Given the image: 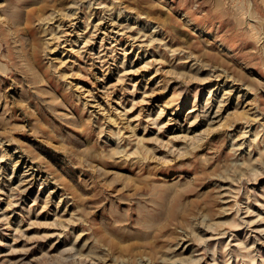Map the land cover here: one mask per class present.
Returning a JSON list of instances; mask_svg holds the SVG:
<instances>
[{"label": "rangeland", "instance_id": "rangeland-1", "mask_svg": "<svg viewBox=\"0 0 264 264\" xmlns=\"http://www.w3.org/2000/svg\"><path fill=\"white\" fill-rule=\"evenodd\" d=\"M0 264H264V0H0Z\"/></svg>", "mask_w": 264, "mask_h": 264}, {"label": "bare ground", "instance_id": "bare-ground-1", "mask_svg": "<svg viewBox=\"0 0 264 264\" xmlns=\"http://www.w3.org/2000/svg\"><path fill=\"white\" fill-rule=\"evenodd\" d=\"M143 188V187H142ZM190 259V258H189Z\"/></svg>", "mask_w": 264, "mask_h": 264}]
</instances>
